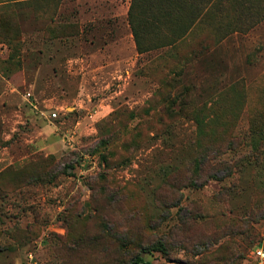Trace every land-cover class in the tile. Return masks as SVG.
I'll use <instances>...</instances> for the list:
<instances>
[{
	"label": "rangeland",
	"instance_id": "rangeland-1",
	"mask_svg": "<svg viewBox=\"0 0 264 264\" xmlns=\"http://www.w3.org/2000/svg\"><path fill=\"white\" fill-rule=\"evenodd\" d=\"M131 3L0 0V264H257L264 0Z\"/></svg>",
	"mask_w": 264,
	"mask_h": 264
},
{
	"label": "trees",
	"instance_id": "trees-1",
	"mask_svg": "<svg viewBox=\"0 0 264 264\" xmlns=\"http://www.w3.org/2000/svg\"><path fill=\"white\" fill-rule=\"evenodd\" d=\"M138 6H141V0H132L131 6H130V10H129L130 17H131V25L133 27L132 29H133V32H134L135 36L137 35V31H136V28L134 27V23L132 22V16L134 14V11L137 8H139ZM199 10H200V12L202 11L201 9H199ZM139 49H140V44H139ZM207 163H209V162L204 160V164H207ZM221 163L222 162H220V163H214L213 162V163H209L208 165L210 166L209 168H211L212 170L213 169L217 170L216 166H218ZM209 173H213V174H209V176H216L214 172L209 171ZM141 263L142 264H152V262H150L148 260H145L141 255H138V254L133 258V260L131 262V264H141Z\"/></svg>",
	"mask_w": 264,
	"mask_h": 264
},
{
	"label": "built area",
	"instance_id": "built-area-1",
	"mask_svg": "<svg viewBox=\"0 0 264 264\" xmlns=\"http://www.w3.org/2000/svg\"><path fill=\"white\" fill-rule=\"evenodd\" d=\"M57 113L53 112V116H56ZM254 255L257 261V264H264V245L257 246L254 249Z\"/></svg>",
	"mask_w": 264,
	"mask_h": 264
}]
</instances>
